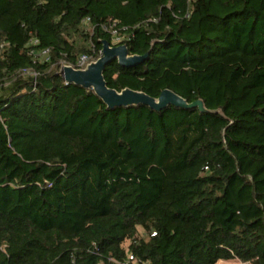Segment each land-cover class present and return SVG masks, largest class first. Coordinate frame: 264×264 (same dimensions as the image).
Wrapping results in <instances>:
<instances>
[{
	"label": "trees",
	"instance_id": "obj_1",
	"mask_svg": "<svg viewBox=\"0 0 264 264\" xmlns=\"http://www.w3.org/2000/svg\"><path fill=\"white\" fill-rule=\"evenodd\" d=\"M114 22L150 54L108 63L110 87L219 112L110 108L67 82ZM130 253L264 264V0H0V264Z\"/></svg>",
	"mask_w": 264,
	"mask_h": 264
},
{
	"label": "water",
	"instance_id": "obj_2",
	"mask_svg": "<svg viewBox=\"0 0 264 264\" xmlns=\"http://www.w3.org/2000/svg\"><path fill=\"white\" fill-rule=\"evenodd\" d=\"M101 44L102 55L98 59L89 62L85 68H76L66 64L62 68V74L67 82L93 90L108 107L145 105L160 110L174 105L179 108H199L201 112H219L207 109L203 99L190 103L171 89L163 90L159 97H152L144 91L131 88L118 91L110 87L104 75L108 63L117 60L120 65L131 67L148 57L150 51L145 55H133L130 54L127 44L112 45L107 39L101 41Z\"/></svg>",
	"mask_w": 264,
	"mask_h": 264
},
{
	"label": "built area",
	"instance_id": "obj_3",
	"mask_svg": "<svg viewBox=\"0 0 264 264\" xmlns=\"http://www.w3.org/2000/svg\"><path fill=\"white\" fill-rule=\"evenodd\" d=\"M191 1V0H190ZM187 15H189V13H187ZM83 24L86 26L90 25V18L86 17L83 19ZM102 28L109 32L111 35V39H112V43L113 44H117L120 43L122 40H124L126 37L124 35H122V33L120 32V30L116 27V22L110 24V25H103ZM112 44V45H113ZM49 53V49H46L42 52V56H46ZM100 54L102 55V51L100 52ZM93 61L92 60V56L88 55V54H83L81 55L77 62L76 65L74 67L76 68H85L87 66V64L89 62ZM64 66V65H63ZM27 73L36 76V73L33 71H28ZM124 264H147L146 262L140 260L139 258H137L134 254L130 253L128 255V258L124 261Z\"/></svg>",
	"mask_w": 264,
	"mask_h": 264
},
{
	"label": "rangeland",
	"instance_id": "obj_4",
	"mask_svg": "<svg viewBox=\"0 0 264 264\" xmlns=\"http://www.w3.org/2000/svg\"><path fill=\"white\" fill-rule=\"evenodd\" d=\"M118 45V44H116ZM63 65H66V64H63ZM143 230L140 229V233H142ZM217 264H252L251 262H246V261H243L241 259H238V258H235V259H232V260H219L217 262Z\"/></svg>",
	"mask_w": 264,
	"mask_h": 264
}]
</instances>
